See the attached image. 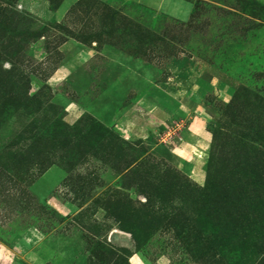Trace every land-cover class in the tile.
I'll return each mask as SVG.
<instances>
[{
	"label": "rangeland",
	"instance_id": "obj_1",
	"mask_svg": "<svg viewBox=\"0 0 264 264\" xmlns=\"http://www.w3.org/2000/svg\"><path fill=\"white\" fill-rule=\"evenodd\" d=\"M0 264H264V0H0Z\"/></svg>",
	"mask_w": 264,
	"mask_h": 264
},
{
	"label": "crops",
	"instance_id": "obj_2",
	"mask_svg": "<svg viewBox=\"0 0 264 264\" xmlns=\"http://www.w3.org/2000/svg\"><path fill=\"white\" fill-rule=\"evenodd\" d=\"M135 1L142 6L159 13L166 14L172 18L180 21L188 20L195 8V2L197 0H126ZM203 136V134L201 135ZM187 138L194 142L195 147H202V137L195 134L188 133ZM187 140V139H186Z\"/></svg>",
	"mask_w": 264,
	"mask_h": 264
}]
</instances>
